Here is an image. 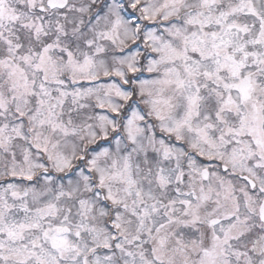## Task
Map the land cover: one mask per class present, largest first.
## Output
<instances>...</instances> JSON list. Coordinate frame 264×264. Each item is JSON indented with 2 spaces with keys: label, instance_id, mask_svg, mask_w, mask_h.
Listing matches in <instances>:
<instances>
[{
  "label": "snow or ice",
  "instance_id": "6c2138e0",
  "mask_svg": "<svg viewBox=\"0 0 264 264\" xmlns=\"http://www.w3.org/2000/svg\"><path fill=\"white\" fill-rule=\"evenodd\" d=\"M0 264H264V0H0Z\"/></svg>",
  "mask_w": 264,
  "mask_h": 264
}]
</instances>
